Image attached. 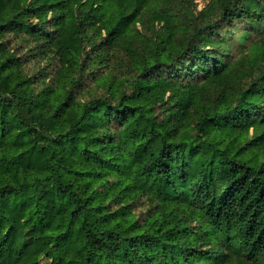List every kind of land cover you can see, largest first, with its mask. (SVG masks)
Instances as JSON below:
<instances>
[{"label": "trees", "instance_id": "1", "mask_svg": "<svg viewBox=\"0 0 264 264\" xmlns=\"http://www.w3.org/2000/svg\"><path fill=\"white\" fill-rule=\"evenodd\" d=\"M171 1L0 0V264H264V0Z\"/></svg>", "mask_w": 264, "mask_h": 264}, {"label": "rangeland", "instance_id": "2", "mask_svg": "<svg viewBox=\"0 0 264 264\" xmlns=\"http://www.w3.org/2000/svg\"><path fill=\"white\" fill-rule=\"evenodd\" d=\"M169 2V4L165 3V0H151V5L148 8V12L154 11V10H158L160 8V6H165V5H169L172 6V8L177 9L176 6L173 5H177L176 1H171V0H167ZM216 5H217V1L216 0H194V6H195V10L196 12H200L205 10L207 15H214L216 12ZM19 40L16 38H12L11 39V44L12 45H19ZM121 54L119 53L117 55V58H120ZM30 69H34L35 65L34 64H30ZM147 205V201L144 195H140L137 200H136V214H138L140 211L144 210L146 208ZM47 261H42L41 264H45Z\"/></svg>", "mask_w": 264, "mask_h": 264}]
</instances>
